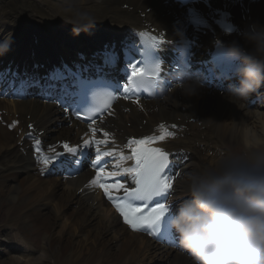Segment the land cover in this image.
<instances>
[{"label": "bare ground", "instance_id": "1", "mask_svg": "<svg viewBox=\"0 0 264 264\" xmlns=\"http://www.w3.org/2000/svg\"><path fill=\"white\" fill-rule=\"evenodd\" d=\"M167 1L0 0V43L11 34L9 52L16 55L25 57L32 50L29 48L40 51V44L47 42L51 46L42 49L43 53L54 50L53 55L71 56L92 50L117 26L148 24L174 33L181 13ZM246 4L248 12L240 5L235 11L243 31L250 24H264V0ZM83 13L97 21L77 35L69 21ZM243 31L233 41L250 51L252 46L244 40ZM260 96L261 104L249 107L247 101L233 102L228 95L202 88L195 95L177 90L143 104L144 110L134 104L118 105L105 127L122 140L148 132L161 121L180 124L184 137L169 146L186 151L189 157L178 167L177 194L184 196L188 194L187 174L231 154L229 147L249 153L264 147V89ZM0 111L3 119L19 120V128L24 129L16 135L0 123V201L8 207L0 218V235L5 236L0 240V264H192L186 256L171 253L122 226L100 194L86 184L89 172L65 183L40 176L24 137L29 124L54 143L77 140L78 123L64 125L68 120L55 106L37 101L0 100Z\"/></svg>", "mask_w": 264, "mask_h": 264}, {"label": "clouds", "instance_id": "2", "mask_svg": "<svg viewBox=\"0 0 264 264\" xmlns=\"http://www.w3.org/2000/svg\"><path fill=\"white\" fill-rule=\"evenodd\" d=\"M97 20L83 13L71 21L75 34L88 31ZM247 50L238 41L226 47L227 56L242 61L239 86H230V100L246 101L264 85V24L243 31ZM9 34L0 55L10 49ZM185 95H195L198 80L178 74ZM188 193L167 217L168 229L179 238V249L192 264H264V156L227 154L187 174Z\"/></svg>", "mask_w": 264, "mask_h": 264}, {"label": "snow or ice", "instance_id": "3", "mask_svg": "<svg viewBox=\"0 0 264 264\" xmlns=\"http://www.w3.org/2000/svg\"><path fill=\"white\" fill-rule=\"evenodd\" d=\"M141 35L146 36L147 34L141 33ZM149 39L152 41L151 43H162L157 41L155 37H149ZM160 72L161 67L159 64L148 71L136 65H131V77L129 79L131 84L125 85L123 91L126 94L136 95L141 89L150 90L157 83ZM112 98H114L112 93L100 94L98 96L99 106L90 110L89 113L94 115L96 112L103 111L104 108L109 106ZM77 118H80L79 113ZM160 128L163 129L164 125H160ZM105 135L107 136V133ZM167 135H172V133H167ZM163 139H165L164 135L129 140L128 147L132 148V158L135 159V166L120 169L117 165V170L112 172L105 171L107 162H102V158L113 156L115 153L102 152L97 147L93 164L97 172L96 176L89 182L90 187L103 189L107 200L133 230L143 231L157 238L165 233V221L170 212L168 201L172 195L173 177L166 172V169L170 167L172 161L169 152L161 148L149 147V145ZM92 143L100 145L107 143V141L85 140L83 146L89 147ZM36 144L38 162L45 168L50 164L54 167L55 162L60 160L62 154L55 152V149L50 147L48 151L55 154L52 156L42 155L39 147L40 142L36 141ZM63 148L68 153L75 154L77 152L76 147H70L67 143L63 144ZM120 159H124L122 154H120ZM60 162L63 164L66 161L61 160ZM125 174L133 176L135 187L130 189L125 185L121 179ZM165 238L173 239L172 232L169 229Z\"/></svg>", "mask_w": 264, "mask_h": 264}, {"label": "rangeland", "instance_id": "4", "mask_svg": "<svg viewBox=\"0 0 264 264\" xmlns=\"http://www.w3.org/2000/svg\"><path fill=\"white\" fill-rule=\"evenodd\" d=\"M259 150H261V153L264 154V147H260V149H258L257 151H259ZM237 154H239V153H237ZM0 205H1V203H0ZM2 205H3V208L1 210L2 213H0V218H1V216H4L6 214V211L8 210V207L6 206V202L5 201H3ZM1 221L2 220H0V223H1ZM0 239H4V235L0 236Z\"/></svg>", "mask_w": 264, "mask_h": 264}]
</instances>
